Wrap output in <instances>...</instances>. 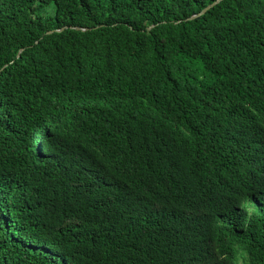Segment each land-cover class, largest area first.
I'll list each match as a JSON object with an SVG mask.
<instances>
[{
	"label": "trees",
	"instance_id": "trees-1",
	"mask_svg": "<svg viewBox=\"0 0 264 264\" xmlns=\"http://www.w3.org/2000/svg\"><path fill=\"white\" fill-rule=\"evenodd\" d=\"M215 1L0 0V264H264V0Z\"/></svg>",
	"mask_w": 264,
	"mask_h": 264
},
{
	"label": "water",
	"instance_id": "water-1",
	"mask_svg": "<svg viewBox=\"0 0 264 264\" xmlns=\"http://www.w3.org/2000/svg\"><path fill=\"white\" fill-rule=\"evenodd\" d=\"M220 1H221V0H217V1H215L213 4H211V5H209L208 7H206L201 13L192 16V17L190 18V20L195 19V18H197V17H200V16L206 14L211 8H213L214 6H216ZM76 29H77V30H83V31H86V30H87V29H82V28H78V27H77ZM59 31H61V30H59ZM52 33H53V31H50V32H49V34H52Z\"/></svg>",
	"mask_w": 264,
	"mask_h": 264
}]
</instances>
